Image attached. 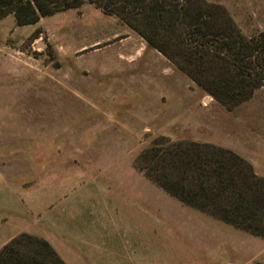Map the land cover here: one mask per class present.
Here are the masks:
<instances>
[{"label": "rangeland", "instance_id": "374dc122", "mask_svg": "<svg viewBox=\"0 0 264 264\" xmlns=\"http://www.w3.org/2000/svg\"><path fill=\"white\" fill-rule=\"evenodd\" d=\"M205 1L246 34L264 30V0ZM157 136L231 149L264 175V85L228 110L92 4L25 26L0 18V248L51 220L54 188L104 171L135 174L134 158ZM140 187L151 218L171 230L174 264H264V239Z\"/></svg>", "mask_w": 264, "mask_h": 264}, {"label": "trees", "instance_id": "16d2710c", "mask_svg": "<svg viewBox=\"0 0 264 264\" xmlns=\"http://www.w3.org/2000/svg\"><path fill=\"white\" fill-rule=\"evenodd\" d=\"M88 3L114 15L231 110L264 85V30L244 33L224 6L205 0H0L17 26ZM136 170L183 205L264 239V175L208 142L157 136ZM0 264H66L43 238L22 232L0 248Z\"/></svg>", "mask_w": 264, "mask_h": 264}, {"label": "crops", "instance_id": "0c3cea01", "mask_svg": "<svg viewBox=\"0 0 264 264\" xmlns=\"http://www.w3.org/2000/svg\"><path fill=\"white\" fill-rule=\"evenodd\" d=\"M134 173L104 171L54 188L51 220L26 232L45 239L66 264H174L165 246L171 230L162 218H151L140 184L165 192Z\"/></svg>", "mask_w": 264, "mask_h": 264}, {"label": "water", "instance_id": "95a60500", "mask_svg": "<svg viewBox=\"0 0 264 264\" xmlns=\"http://www.w3.org/2000/svg\"><path fill=\"white\" fill-rule=\"evenodd\" d=\"M36 46H37V47H38V46H43V47H45L46 44H45L44 42H40V43L36 44Z\"/></svg>", "mask_w": 264, "mask_h": 264}]
</instances>
